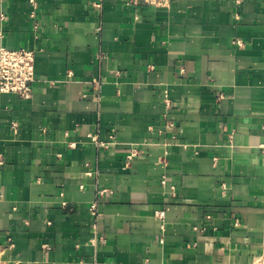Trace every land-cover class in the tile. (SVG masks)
<instances>
[{
	"label": "crops",
	"instance_id": "1",
	"mask_svg": "<svg viewBox=\"0 0 264 264\" xmlns=\"http://www.w3.org/2000/svg\"><path fill=\"white\" fill-rule=\"evenodd\" d=\"M94 1L0 0V264L263 259L264 0Z\"/></svg>",
	"mask_w": 264,
	"mask_h": 264
},
{
	"label": "built area",
	"instance_id": "2",
	"mask_svg": "<svg viewBox=\"0 0 264 264\" xmlns=\"http://www.w3.org/2000/svg\"><path fill=\"white\" fill-rule=\"evenodd\" d=\"M103 1L96 0L93 2V7L101 9ZM132 3L143 2L145 5L152 7H169L172 0H130ZM32 9V17L37 8V0H28ZM238 46H242L241 41L236 42ZM35 53L27 49L10 50L4 47L0 48V93H13L18 95L22 99H29L32 95V83L35 80ZM72 76L69 73V77ZM51 84H54L52 82ZM98 85V83H97ZM264 132V125H263ZM92 143L97 147L108 148V144L99 140L100 137L89 135ZM262 154L264 156V142L261 146ZM136 154L132 153L127 156V160L131 161ZM162 185H166V181L163 178ZM92 210L96 208L95 204L92 205ZM156 216L160 219H164L165 211L156 212ZM208 219H211L209 216ZM196 229V228H195ZM197 230V229H196ZM199 230V229H198ZM201 231H205L202 229Z\"/></svg>",
	"mask_w": 264,
	"mask_h": 264
},
{
	"label": "rangeland",
	"instance_id": "3",
	"mask_svg": "<svg viewBox=\"0 0 264 264\" xmlns=\"http://www.w3.org/2000/svg\"><path fill=\"white\" fill-rule=\"evenodd\" d=\"M254 264H264V260H262V261H259L258 263H257V262H255Z\"/></svg>",
	"mask_w": 264,
	"mask_h": 264
},
{
	"label": "bare ground",
	"instance_id": "4",
	"mask_svg": "<svg viewBox=\"0 0 264 264\" xmlns=\"http://www.w3.org/2000/svg\"><path fill=\"white\" fill-rule=\"evenodd\" d=\"M262 260H264V258H263V259H260L259 261H262ZM259 261H258V262H259ZM258 262H257V263H258Z\"/></svg>",
	"mask_w": 264,
	"mask_h": 264
}]
</instances>
